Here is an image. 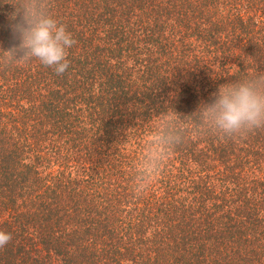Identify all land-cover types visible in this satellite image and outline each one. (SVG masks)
<instances>
[{"label": "trees", "instance_id": "obj_1", "mask_svg": "<svg viewBox=\"0 0 264 264\" xmlns=\"http://www.w3.org/2000/svg\"><path fill=\"white\" fill-rule=\"evenodd\" d=\"M45 2L76 41L63 75L4 60L17 0H0V264H264V128L221 138L193 116L264 73V0Z\"/></svg>", "mask_w": 264, "mask_h": 264}, {"label": "clouds", "instance_id": "obj_2", "mask_svg": "<svg viewBox=\"0 0 264 264\" xmlns=\"http://www.w3.org/2000/svg\"><path fill=\"white\" fill-rule=\"evenodd\" d=\"M16 11L11 25L18 46L3 51L8 63L23 65L38 61L45 67L63 75L70 66L68 49L76 41L66 26L47 10L45 0H17L12 4ZM164 115L179 120L180 116L169 109ZM196 122L221 138H233L264 128V73L220 85L213 93L211 103H202L193 114ZM183 138L157 136L145 146L144 159L134 190H146L161 171L166 159ZM12 240L10 233L0 231V248Z\"/></svg>", "mask_w": 264, "mask_h": 264}]
</instances>
